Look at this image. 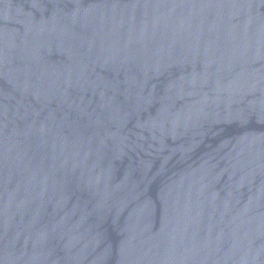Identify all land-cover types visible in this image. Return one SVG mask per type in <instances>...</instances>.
Instances as JSON below:
<instances>
[{
    "label": "water",
    "instance_id": "water-1",
    "mask_svg": "<svg viewBox=\"0 0 264 264\" xmlns=\"http://www.w3.org/2000/svg\"><path fill=\"white\" fill-rule=\"evenodd\" d=\"M0 264H264V0H0Z\"/></svg>",
    "mask_w": 264,
    "mask_h": 264
}]
</instances>
